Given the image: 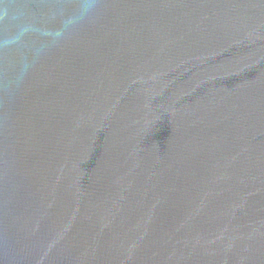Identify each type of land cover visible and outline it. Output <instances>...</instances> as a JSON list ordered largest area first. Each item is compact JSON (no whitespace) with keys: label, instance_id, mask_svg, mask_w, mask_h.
<instances>
[{"label":"water","instance_id":"95a60500","mask_svg":"<svg viewBox=\"0 0 264 264\" xmlns=\"http://www.w3.org/2000/svg\"><path fill=\"white\" fill-rule=\"evenodd\" d=\"M0 264H264V0H0Z\"/></svg>","mask_w":264,"mask_h":264}]
</instances>
